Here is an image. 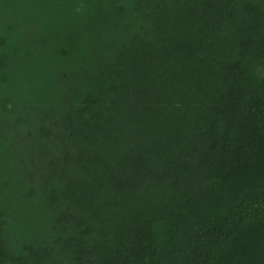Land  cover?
Segmentation results:
<instances>
[{
	"label": "trees",
	"instance_id": "trees-1",
	"mask_svg": "<svg viewBox=\"0 0 264 264\" xmlns=\"http://www.w3.org/2000/svg\"><path fill=\"white\" fill-rule=\"evenodd\" d=\"M0 264H264V0H0Z\"/></svg>",
	"mask_w": 264,
	"mask_h": 264
}]
</instances>
